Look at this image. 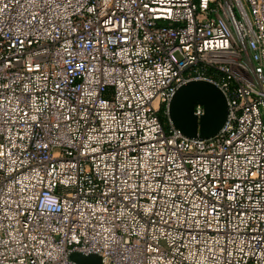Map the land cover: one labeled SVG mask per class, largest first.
I'll list each match as a JSON object with an SVG mask.
<instances>
[{"label":"built area","instance_id":"1","mask_svg":"<svg viewBox=\"0 0 264 264\" xmlns=\"http://www.w3.org/2000/svg\"><path fill=\"white\" fill-rule=\"evenodd\" d=\"M192 79L208 138L168 118ZM73 252L264 264V0H0V264Z\"/></svg>","mask_w":264,"mask_h":264},{"label":"water","instance_id":"2","mask_svg":"<svg viewBox=\"0 0 264 264\" xmlns=\"http://www.w3.org/2000/svg\"><path fill=\"white\" fill-rule=\"evenodd\" d=\"M196 105L202 106L200 115L195 113ZM167 113L172 125L185 136L208 138L223 126L228 106L225 94L217 85L205 79H192L178 87L169 101ZM86 257L89 263L100 264L98 255Z\"/></svg>","mask_w":264,"mask_h":264},{"label":"rangeland","instance_id":"3","mask_svg":"<svg viewBox=\"0 0 264 264\" xmlns=\"http://www.w3.org/2000/svg\"><path fill=\"white\" fill-rule=\"evenodd\" d=\"M176 56H178V54H176ZM70 256L74 259V261L77 264H91L87 260V257H86L87 255H85V254H81V253H78V252H73ZM71 257H70V259H71Z\"/></svg>","mask_w":264,"mask_h":264},{"label":"trees","instance_id":"4","mask_svg":"<svg viewBox=\"0 0 264 264\" xmlns=\"http://www.w3.org/2000/svg\"><path fill=\"white\" fill-rule=\"evenodd\" d=\"M162 120H163V122H165V118L164 117L162 118Z\"/></svg>","mask_w":264,"mask_h":264}]
</instances>
